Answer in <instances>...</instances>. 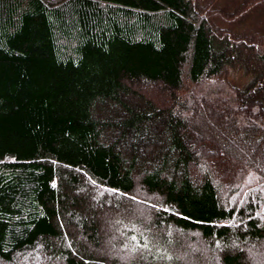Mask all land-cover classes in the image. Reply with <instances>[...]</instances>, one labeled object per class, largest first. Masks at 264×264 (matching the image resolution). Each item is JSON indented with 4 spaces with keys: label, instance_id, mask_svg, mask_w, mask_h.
<instances>
[{
    "label": "trees",
    "instance_id": "trees-1",
    "mask_svg": "<svg viewBox=\"0 0 264 264\" xmlns=\"http://www.w3.org/2000/svg\"><path fill=\"white\" fill-rule=\"evenodd\" d=\"M188 242L264 264V0H0V264Z\"/></svg>",
    "mask_w": 264,
    "mask_h": 264
},
{
    "label": "rangeland",
    "instance_id": "rangeland-1",
    "mask_svg": "<svg viewBox=\"0 0 264 264\" xmlns=\"http://www.w3.org/2000/svg\"><path fill=\"white\" fill-rule=\"evenodd\" d=\"M248 23V22H247ZM230 80L235 83V84H241L242 81L245 80L244 77H242L240 74H236L232 77H230ZM215 84L213 85V89H216V90H222V86L220 84V82L216 81L215 80ZM205 85H208L209 87L211 86V84H209L207 81L204 82ZM207 88V87H206ZM224 141V140H223ZM218 146V144H217ZM220 176V175H219ZM235 179L236 177L232 178L230 180V183H235ZM219 180V179H218ZM220 183L222 185H226V182L227 180L225 179H222V180H219ZM235 185V184H234ZM116 234L121 237V233H117ZM197 244V243H196ZM186 246L190 249V250H187V252H182V256H186L189 261L191 262V264H214V260L210 261V260H206L205 258H202V259H199L197 258V255H194L195 251H193L192 249H195V242H188L186 243ZM191 246V247H189ZM264 246V245H263ZM115 251L117 253V255L119 256L120 259H123V258H132L134 256H140V255H148V254H154V253H159L160 251L157 249V247H154V246H151V247H144V246H140V244H138L135 240H132L131 238H124L123 241L121 242L120 245L118 246H115ZM137 257V258H138ZM118 258V257H117ZM140 261H144V262H147L145 259H141L139 258ZM151 264H158V263H162L160 259H155L153 260V262H150Z\"/></svg>",
    "mask_w": 264,
    "mask_h": 264
}]
</instances>
